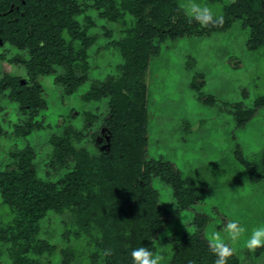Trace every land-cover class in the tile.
<instances>
[{
    "label": "trees",
    "instance_id": "16d2710c",
    "mask_svg": "<svg viewBox=\"0 0 264 264\" xmlns=\"http://www.w3.org/2000/svg\"><path fill=\"white\" fill-rule=\"evenodd\" d=\"M88 11L123 28L121 38L109 43L120 53L117 76L90 81L81 95L85 103L105 101L106 113L96 131L98 116L86 112L81 131L68 126L52 135L40 177L32 146L9 154V162L0 170V198L11 219L0 222V246H7L10 264H52L57 248L39 236L43 221L57 216L63 226L59 264H131L132 249L145 246L155 252L168 213L159 204L152 179L170 187L178 212L190 209L197 197L193 182L182 178L172 163L147 158L150 61L167 40L209 37L236 22L247 32L248 50L264 47V0H226L222 25L207 28L189 22L179 10V0H0V41L14 50L6 60L24 69L22 76L0 78V100L15 104L21 117L13 127L14 137L24 138L43 128L37 121L47 108L41 77L51 76L68 96L89 80L88 53L96 37L89 34L95 24ZM197 78L191 83L197 100L213 105L214 99L200 92L202 75ZM262 107L264 97L252 107L234 104L230 113L235 127H244ZM2 111L0 102V116ZM5 134L0 123V138ZM88 137L94 153L77 146ZM238 148L236 159L249 181H264V154L258 168ZM207 222L206 216L195 215L193 233L163 240L171 249L169 264H214L216 257L203 236ZM106 249L113 254L105 256ZM261 253L264 247L256 249L255 256ZM227 264L241 263L234 253Z\"/></svg>",
    "mask_w": 264,
    "mask_h": 264
},
{
    "label": "rangeland",
    "instance_id": "374dc122",
    "mask_svg": "<svg viewBox=\"0 0 264 264\" xmlns=\"http://www.w3.org/2000/svg\"><path fill=\"white\" fill-rule=\"evenodd\" d=\"M183 2L179 0V5ZM195 2L208 5L215 14L222 16L226 0ZM88 14L95 24L89 34L96 37L88 53L89 80L68 96L53 83L51 76L39 79L47 104L45 111L37 117L43 127L41 130L24 138L14 137L13 127L21 120L17 106L0 100L3 107L0 123L6 133L0 138V170L9 162L10 153L29 144L36 152L34 166L40 177L52 149L48 143L52 135L60 134L68 126L81 131L86 112L98 116L93 126V130H97L106 113L105 101L85 103L81 95L88 90L90 81L117 76L120 53L109 43L121 38L123 28L117 23L97 19L93 11ZM107 31L111 34L108 37ZM246 41V30L236 22L229 30L209 37L167 40L150 61L146 76L147 158L172 163L182 178L193 182L197 197V203L190 209L178 212L170 187L159 178L152 179L151 186L158 193L159 204L168 213L165 227L155 240V252L164 256L162 264H169L171 258V249L163 240L169 237L178 240L193 233V219L198 214L208 218L203 231L207 241L216 231L223 236V228L229 219L239 221L247 232L231 245L234 253L241 264H264V253L255 256L256 250L249 251L244 243L253 228L264 226V181L251 183L235 155L238 146L239 153L260 168L259 162L264 154V107L258 109L242 128L235 127L230 113L238 102L252 107L257 98L264 97V47L248 50ZM3 54L0 78L3 74L24 75L21 66L10 65L6 60L14 50L1 44L0 55ZM200 75L204 83L200 92L212 97L213 105L198 101L191 88V83ZM77 146L95 152L90 137ZM10 219L9 209L1 204L0 198V222L7 223ZM63 219L67 220L66 216ZM62 230L58 216L42 223L39 237L57 248L51 257L52 264L60 262ZM0 264H10L7 246H0Z\"/></svg>",
    "mask_w": 264,
    "mask_h": 264
},
{
    "label": "clouds",
    "instance_id": "9594fccd",
    "mask_svg": "<svg viewBox=\"0 0 264 264\" xmlns=\"http://www.w3.org/2000/svg\"><path fill=\"white\" fill-rule=\"evenodd\" d=\"M179 10L189 22L195 21L204 28L222 25L223 23L222 16L215 14L208 5H201L195 0H184L179 5ZM246 232L247 229L234 219H229L226 222L223 228V236L220 231L213 232L208 239V247L209 251L216 257L214 264H227L228 259L235 251L231 245L237 243ZM244 243L251 252L264 247V226L253 228ZM103 254L110 256L113 253L111 249H106ZM130 257L131 264H162L164 261L161 252H154L145 246L132 249Z\"/></svg>",
    "mask_w": 264,
    "mask_h": 264
},
{
    "label": "water",
    "instance_id": "95a60500",
    "mask_svg": "<svg viewBox=\"0 0 264 264\" xmlns=\"http://www.w3.org/2000/svg\"><path fill=\"white\" fill-rule=\"evenodd\" d=\"M0 45H1V41H0Z\"/></svg>",
    "mask_w": 264,
    "mask_h": 264
}]
</instances>
